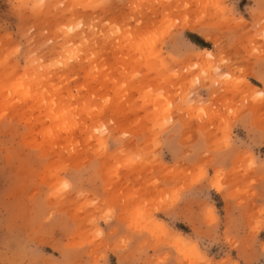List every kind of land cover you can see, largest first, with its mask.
Returning <instances> with one entry per match:
<instances>
[{
  "label": "rangeland",
  "instance_id": "374dc122",
  "mask_svg": "<svg viewBox=\"0 0 264 264\" xmlns=\"http://www.w3.org/2000/svg\"><path fill=\"white\" fill-rule=\"evenodd\" d=\"M262 94L264 0H0V264H264Z\"/></svg>",
  "mask_w": 264,
  "mask_h": 264
},
{
  "label": "bare ground",
  "instance_id": "6f19581e",
  "mask_svg": "<svg viewBox=\"0 0 264 264\" xmlns=\"http://www.w3.org/2000/svg\"><path fill=\"white\" fill-rule=\"evenodd\" d=\"M185 29H192V25L190 24H187V23H185ZM203 54H205L206 55V57H208V55H210L211 56V53L209 52V51H205ZM201 56H202V54H200ZM204 56V55H203ZM209 56V57H210ZM198 58H200L199 56H198ZM114 168H116V169H118L119 167H114ZM120 169V168H119Z\"/></svg>",
  "mask_w": 264,
  "mask_h": 264
},
{
  "label": "snow or ice",
  "instance_id": "6c2138e0",
  "mask_svg": "<svg viewBox=\"0 0 264 264\" xmlns=\"http://www.w3.org/2000/svg\"><path fill=\"white\" fill-rule=\"evenodd\" d=\"M262 95H264V94H262ZM63 187H65V188H66V187H67V185L65 184Z\"/></svg>",
  "mask_w": 264,
  "mask_h": 264
}]
</instances>
